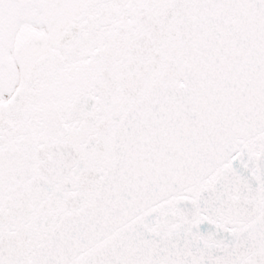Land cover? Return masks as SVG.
<instances>
[{"label": "snow or ice", "instance_id": "snow-or-ice-1", "mask_svg": "<svg viewBox=\"0 0 264 264\" xmlns=\"http://www.w3.org/2000/svg\"><path fill=\"white\" fill-rule=\"evenodd\" d=\"M0 264H264V0H0Z\"/></svg>", "mask_w": 264, "mask_h": 264}]
</instances>
